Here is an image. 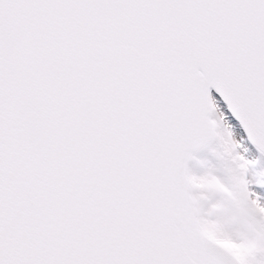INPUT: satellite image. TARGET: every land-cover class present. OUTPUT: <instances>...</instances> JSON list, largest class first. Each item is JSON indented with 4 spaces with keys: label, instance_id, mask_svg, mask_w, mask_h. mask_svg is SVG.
Here are the masks:
<instances>
[{
    "label": "snow or ice",
    "instance_id": "snow-or-ice-1",
    "mask_svg": "<svg viewBox=\"0 0 264 264\" xmlns=\"http://www.w3.org/2000/svg\"><path fill=\"white\" fill-rule=\"evenodd\" d=\"M0 264H264V0H0Z\"/></svg>",
    "mask_w": 264,
    "mask_h": 264
}]
</instances>
